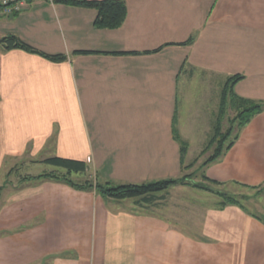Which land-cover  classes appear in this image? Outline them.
I'll use <instances>...</instances> for the list:
<instances>
[{
    "label": "crops",
    "instance_id": "crops-1",
    "mask_svg": "<svg viewBox=\"0 0 264 264\" xmlns=\"http://www.w3.org/2000/svg\"><path fill=\"white\" fill-rule=\"evenodd\" d=\"M23 1L10 15L0 6V38L67 59L0 47V264H264V220L243 205L180 209L164 199L179 185L138 203L34 179L180 178L181 104L194 135L214 130L231 76L237 96L264 102V0H121L127 17L112 30L93 26L92 9ZM54 157L86 171L44 162ZM201 169L227 194L260 191L264 111Z\"/></svg>",
    "mask_w": 264,
    "mask_h": 264
},
{
    "label": "trees",
    "instance_id": "trees-1",
    "mask_svg": "<svg viewBox=\"0 0 264 264\" xmlns=\"http://www.w3.org/2000/svg\"><path fill=\"white\" fill-rule=\"evenodd\" d=\"M57 3H62L71 6H77L95 11L96 16L94 19L93 26L97 29H117L119 28L127 17V7L121 0H56ZM192 39H189L186 43H190ZM0 47L6 51L11 49H19L31 54H37L51 62H63L66 61L67 57L64 55H48L45 54L26 43L22 42L14 35H6L0 38ZM148 53V52H147ZM242 79V76L235 75L229 77L220 91L218 113L215 121L213 130V136L200 152V157L206 154L214 145L216 148L213 154L209 156L201 165L204 168L210 163L217 161L224 152L232 147L234 142L238 138L239 132L245 127L256 115L264 111V102L254 101L239 97L234 92V87L238 81ZM234 112V116L229 120L230 127L224 133H222V122L228 115V113ZM236 127V133L232 140L225 142L231 135L233 128ZM173 138L179 142L180 145V164L181 171H186L194 167L197 160L185 164V157L187 154V143L180 139L173 122L172 127ZM45 163L63 168L67 170L68 174L74 173H85L86 165L84 162L61 159V158H49L44 160ZM191 174L182 175L177 179H167L162 181L142 183V184H123V185H112L110 183H96L90 180H84L81 183L72 181L69 177L55 176L54 174H43L35 177L34 179H58L69 186L82 189L92 190L95 189L100 195L106 196L115 200H137L138 203H149L154 198L155 194L167 191L170 187L179 184H185L188 181V176ZM32 179V178H23ZM203 181L207 182V186L204 184H193V188L201 189L204 191L212 192L223 199V205H236L240 208H244L242 204L233 196L227 195L219 190L212 189L209 185H220L219 182L208 179L205 175L202 176ZM188 184V183H187Z\"/></svg>",
    "mask_w": 264,
    "mask_h": 264
},
{
    "label": "rangeland",
    "instance_id": "rangeland-1",
    "mask_svg": "<svg viewBox=\"0 0 264 264\" xmlns=\"http://www.w3.org/2000/svg\"><path fill=\"white\" fill-rule=\"evenodd\" d=\"M186 108H187V106H183L181 104L180 115L182 116V118L184 117L183 126H184L185 132L187 134L186 136H181V138L184 141L190 143L189 151H188V154H186L187 156H186L185 161L188 164L195 161V160H197V162L195 163L193 168L186 170V171H182L183 173L181 175L191 174L190 177L188 176V178H190V179H188V181H185L186 183L183 185L179 184V186H182V187H180L179 189H176L173 194L169 193L170 195L168 194L167 198H164V199L168 203H170L171 201L178 202L180 209H181V205L183 206V209H184L187 205V202H189V201L192 202V200H195V203L210 205L211 207L215 208V207H218L220 202H223V199L221 197L217 196L216 194H214L212 192L193 188V184H201L202 183V184L207 186V182L205 183V181H203V179H202L201 165L209 156H211L213 154V151L216 148V145H214L202 157H200V152L205 148V146L207 145V143L209 142V140L213 136V131H208V132L204 133L203 130L200 128V129H196L194 131V135H192L193 129H191L189 127V124L191 125V122L188 120L190 113H189V110L187 112L184 111ZM233 116H234V112L230 111L228 113V115L226 116V118L224 119V121L222 122V126H221L222 127V133H224L230 127L229 120H231L233 118ZM198 124H200V122H198ZM181 126H182V123H181ZM236 130H237L236 127H234L231 135L229 136V138L227 139L225 144H227L228 141L232 140L234 134L236 133ZM84 178H85L84 175H81V174L71 175L72 181H74L76 183L79 181L80 182L83 181ZM90 181L96 182L93 180H90ZM15 183L17 185H20L22 183V180L17 181ZM209 186L214 190H219V191L225 193V189L222 186H219V185L217 186V185H212V184ZM187 187L192 189V190H194V189L195 190L190 191L187 189ZM235 190L239 194V196L238 195L234 196V195H230V194H227V195L235 197L237 200H239L240 203H242V205L245 207V209L248 212L257 215L264 220V185L261 186L260 191H257V190L246 191V190L237 189V188H235ZM128 200L132 201L133 199H128ZM166 201H164V203ZM198 204H195V205H198Z\"/></svg>",
    "mask_w": 264,
    "mask_h": 264
},
{
    "label": "built area",
    "instance_id": "built-area-1",
    "mask_svg": "<svg viewBox=\"0 0 264 264\" xmlns=\"http://www.w3.org/2000/svg\"><path fill=\"white\" fill-rule=\"evenodd\" d=\"M24 4L23 0H0V6L3 8L5 15L20 11Z\"/></svg>",
    "mask_w": 264,
    "mask_h": 264
}]
</instances>
